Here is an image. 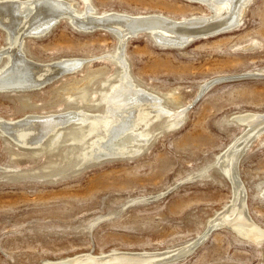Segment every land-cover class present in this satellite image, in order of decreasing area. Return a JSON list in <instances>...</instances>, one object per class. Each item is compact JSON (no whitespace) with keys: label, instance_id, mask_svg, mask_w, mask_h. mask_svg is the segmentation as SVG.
Segmentation results:
<instances>
[{"label":"rangeland","instance_id":"rangeland-1","mask_svg":"<svg viewBox=\"0 0 264 264\" xmlns=\"http://www.w3.org/2000/svg\"><path fill=\"white\" fill-rule=\"evenodd\" d=\"M67 1L81 11L88 6ZM89 5L99 14L177 20L211 12L191 0H89ZM240 19L230 31L183 47L156 43L144 32L128 37L122 53L136 84L160 96L166 107L185 109L177 124L166 116L149 120L143 129L151 138L136 153L79 162L78 148L67 140L72 124L64 126L58 143L48 146L49 134L35 148L15 143L0 129V264L165 251L199 238L185 255L164 264H264V235L254 241L230 224L209 226L235 197L232 181L216 165L245 128L235 116L264 114V0H250ZM71 25L64 18L41 36L26 35L22 50L36 63L82 59L80 70L34 90H0V119L103 108L78 102V93L86 87L97 98L93 90L118 80L119 64L109 56L118 39L105 28ZM7 43L0 28V50ZM240 74L247 75L214 83ZM237 166L245 214L263 232L264 131L251 139Z\"/></svg>","mask_w":264,"mask_h":264},{"label":"bare ground","instance_id":"bare-ground-1","mask_svg":"<svg viewBox=\"0 0 264 264\" xmlns=\"http://www.w3.org/2000/svg\"><path fill=\"white\" fill-rule=\"evenodd\" d=\"M83 1L88 6L81 11L67 0H0V28L6 30L8 39L7 47L0 50V60L5 58L0 66V90H34L51 83L55 78L80 70L82 59L64 58L50 63H36L23 55L22 42L26 35L41 36L65 18L77 29L93 31L105 28L108 29L105 31L118 39L114 53L109 54L119 64L118 80L108 85L107 89L93 90L92 93H98L97 98L91 99L86 87L78 93V102L93 101L90 105L97 107L102 104L103 108L90 112L85 106H80L72 111L32 114L16 120L0 119V129L15 143L35 148L49 134L48 146L58 143L64 126L72 124L67 140L71 148H78L79 162H96L114 155L138 152L144 146L142 143L151 138V132L143 129L149 124V120L166 116L172 121L169 124L173 125L183 118L185 112V109L166 107L160 102V96L136 84L122 53L121 46L128 37L147 30L151 36H146L156 43L183 47L195 39L236 27L250 0H191L206 5L211 10L210 14L178 20L161 14H99L89 5V0ZM105 83L107 82L102 84ZM210 84L211 82L207 83ZM203 87L205 85L201 88ZM235 117L245 124V128L217 157L224 175L232 181L235 197L232 195L234 198L231 204L212 218L209 226L217 221L220 224H230L237 233L255 241L264 235V231L252 225L245 214V200L241 197L243 185L238 179L235 166L250 137H256L264 131V114L245 113ZM190 245L187 243L165 251L112 252L99 256L82 254L46 261L44 264H164L176 259Z\"/></svg>","mask_w":264,"mask_h":264},{"label":"water","instance_id":"water-1","mask_svg":"<svg viewBox=\"0 0 264 264\" xmlns=\"http://www.w3.org/2000/svg\"><path fill=\"white\" fill-rule=\"evenodd\" d=\"M140 31V30H139ZM142 31H144V33H146V35H149V36H151V34L147 31V30H142ZM124 44V43H123ZM123 44H122V46H123ZM121 46V47H122ZM247 74H240V75H230V76H223V77H219V78H215L213 81H214V83L215 82H218V81H224V80H229V79H236V78H240V77H244V76H246ZM259 75V74H258ZM251 141V139L248 141V143ZM244 152V151H243ZM243 152H242V154H243ZM242 154L240 155V156H238V160L240 159V157L242 156ZM237 160V161H238ZM217 166H218V168H219V170L224 174V171L222 170V167L219 165V163L218 164H216ZM238 166H237V164H236V166H235V168H237ZM226 175V174H225ZM261 198L262 199H264V194H261ZM217 225H220L219 224V222H217L216 224H212L210 227H214V226H217ZM209 227V228H210ZM201 239L202 238H199V239H197L195 242H193V244L190 246V248H187L185 251H182L180 254L181 255H178L177 257H176V259H178L179 257H181V256H183V255H185L192 247H194V246H196L198 243H200V241H201ZM175 258L173 259V260H176ZM173 260H169V261H173Z\"/></svg>","mask_w":264,"mask_h":264}]
</instances>
